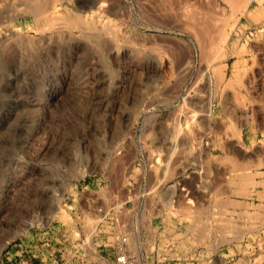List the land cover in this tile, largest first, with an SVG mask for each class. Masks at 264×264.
<instances>
[{
  "label": "rangeland",
  "instance_id": "rangeland-1",
  "mask_svg": "<svg viewBox=\"0 0 264 264\" xmlns=\"http://www.w3.org/2000/svg\"><path fill=\"white\" fill-rule=\"evenodd\" d=\"M230 1L0 0V264H264V0Z\"/></svg>",
  "mask_w": 264,
  "mask_h": 264
},
{
  "label": "bare ground",
  "instance_id": "bare-ground-1",
  "mask_svg": "<svg viewBox=\"0 0 264 264\" xmlns=\"http://www.w3.org/2000/svg\"><path fill=\"white\" fill-rule=\"evenodd\" d=\"M207 1L208 0H205V2L207 3ZM226 1V0H225ZM232 1V0H231ZM231 1H230V3H231ZM178 2H180V1H178ZM227 3V2H226ZM228 3H229V0H228ZM186 4V3H185ZM208 4V3H207ZM210 5V4H209ZM218 5V4H217ZM215 6V5H214ZM202 7V6H201ZM188 8H190V7H188ZM193 8V7H192ZM213 8V7H212ZM181 9H183V8H181ZM206 9V8H205ZM209 9V8H208ZM216 9V8H215ZM223 9V8H222ZM23 10V9H22ZM184 10V9H183ZM204 10V9H203ZM202 10V11H203ZM179 11H180V9H179ZM189 11V10H188ZM210 11H215V10H212V9H210ZM21 12V11H20ZM20 12H18L19 14H20ZM181 12V11H180ZM184 12V11H183ZM196 12V11H195ZM195 12H192L193 14H191V12L189 11V14H191V15H194V13ZM198 12H200V14L198 13ZM197 12V15H194V16H196L195 18H193V22H194V20H195V22H196V27L198 28V35L200 36H198L199 37V39H200V41L202 42H205V46L206 47H204L203 46V42L202 43H200V42H198V40H195V42L198 44V43H200L201 45H200V47L203 49V47H204V49H205V53H203V54H206V50H207V52H208V54H206L207 55V57H206V55H203L204 57H206V59L207 60H205V61H207V63H206V69H208V68H210L212 65H211V60L214 58V55H215V51H214V47H216L218 44V41H219V39L220 38H222L224 35H226L225 33H224V26H223V28L218 24V19H220V17H217L218 15L215 13V12H213V13H211V12H209V11H204V13L203 12H201V11H198ZM209 12V13H208ZM217 12L219 13V11L217 10ZM185 13H188L186 10H185ZM181 14V13H180ZM179 14V15H180ZM183 14V13H182ZM180 15V16H183L184 17V15ZM213 14H215V15H213ZM176 15V14H175ZM187 17H189L190 18V20H187V18H186V22L188 23V21L189 22H192L191 20V18L193 17V16H191L190 17V15L188 16V14H185ZM220 15V14H219ZM11 16H9V18H10ZM225 17V16H224ZM8 18V19H9ZM223 19V18H222ZM222 19H220V22H221V20ZM8 22H9V20H8ZM7 22V23H8ZM194 22V23H195ZM4 23V22H3ZM2 23V24H3ZM222 23V22H221ZM1 24V23H0ZM188 24H190V26L192 25V23H188ZM192 26H194V25H192ZM195 27V28H196ZM3 28V27H2ZM5 28V27H4ZM193 28V27H192ZM12 29V28H11ZM108 30V29H107ZM113 30V34H115L114 32V29H111V31ZM116 30V29H115ZM193 30V29H192ZM191 30V31H192ZM194 31V30H193ZM193 31H192V35H194V33H193ZM219 34V36H217L219 39H217L216 37H215V35L216 34ZM115 36V35H114ZM195 36V35H194ZM193 36V37H194ZM110 37V36H109ZM196 37V36H195ZM215 38H216V40H215ZM2 39H3V36H2ZM111 39V38H110ZM11 40H13V38L11 37ZM2 41V40H1ZM6 40H4V42H5ZM3 42V43H4ZM9 42V41H8ZM221 42V41H220ZM10 43V42H9ZM6 44V43H5ZM8 44V43H7ZM217 44V45H216ZM216 45V46H215ZM4 46H6V45H3V47ZM3 47H1V48H3ZM207 48V49H206ZM203 49V50H204ZM219 53V52H218ZM220 54H218V56H219ZM202 56V57H203ZM220 57V56H219ZM204 61V62H205ZM188 64V63H187ZM225 63H223V65H224ZM205 65V64H204ZM186 67V66H185ZM185 67L183 68V69H185ZM205 67H203V68H205ZM213 67V66H212ZM188 68V67H187ZM187 68H186V70L185 71H188L187 70ZM211 69V68H210ZM184 72V71H183ZM15 73V72H14ZM13 73V74H14ZM15 75V74H14ZM17 75V74H16ZM17 78V76L15 77V79ZM5 79H7V78H5ZM14 79V76H12V79H11V81ZM19 80V79H18ZM10 81V80H9ZM14 82H16L15 80H14ZM10 84V83H9ZM14 85V84H13ZM12 85V86H13ZM9 87V86H8ZM10 88V87H9ZM16 89V88H15ZM21 89V88H20ZM25 89V88H24ZM6 90V89H5ZM9 90V89H8ZM13 91V90H12ZM11 91V92H12ZM21 91V90H20ZM9 92H10V90H9ZM16 92H19V89H18V91H16ZM15 92V93H16ZM14 93V94H15ZM28 93V92H27ZM32 93V92H31ZM13 94V93H12ZM13 94V95H14ZM17 95H20V94H18V93H16ZM25 94V93H24ZM23 94V95H24ZM34 94V93H33ZM29 95H32V94H29ZM22 96V95H21ZM20 96V97H21ZM25 96V95H24ZM15 97V96H14ZM23 97V96H22ZM23 98H25V97H23ZM22 98V99H23ZM40 99V98H39ZM38 99V100H39ZM36 100H37V98H35L34 96H32L31 97V99H30V101L34 104V103H36ZM17 101V100H16ZM25 101V100H24ZM11 102V101H10ZM38 102V101H37ZM22 103V102H21ZM25 103V102H24ZM27 103V102H26ZM39 103V102H38ZM20 104V103H19ZM23 104V103H22ZM28 104V103H27ZM26 104V105H27ZM15 105H16V103H15ZM31 106V105H30ZM17 107V106H16ZM24 109V108H23ZM7 110V109H6ZM7 112V111H6ZM9 112V111H8ZM13 112V111H12ZM15 112V111H14ZM11 113V112H10ZM16 113V112H15ZM2 115H4V113L2 112ZM6 115V114H5ZM8 115V114H7ZM14 115H16V114H14ZM13 117V116H12ZM1 118V117H0ZM14 118H16V116L14 117ZM10 119H12V118H10ZM7 120V119H6ZM7 121H9V120H7ZM13 121V120H12ZM5 122V121H4ZM10 122V121H9ZM8 122V123H9ZM13 123V122H12ZM3 126V125H2ZM6 128V127H5ZM4 130V129H3ZM9 130V129H8ZM1 132V131H0Z\"/></svg>",
  "mask_w": 264,
  "mask_h": 264
},
{
  "label": "built area",
  "instance_id": "built-area-1",
  "mask_svg": "<svg viewBox=\"0 0 264 264\" xmlns=\"http://www.w3.org/2000/svg\"><path fill=\"white\" fill-rule=\"evenodd\" d=\"M98 233L99 232L94 233V240L97 237L101 238ZM136 239L137 238L134 233L125 231L122 233H118L115 240H113L110 246H108L109 244H107V240L106 242L102 238L99 239V241L96 240L97 242L95 243L94 250H96V252H98L100 256H103L104 250L101 248V243H104V246H107L103 247L110 251V256L103 264H152L147 260L146 257H144L142 251L136 247ZM88 264L94 263L88 261Z\"/></svg>",
  "mask_w": 264,
  "mask_h": 264
}]
</instances>
